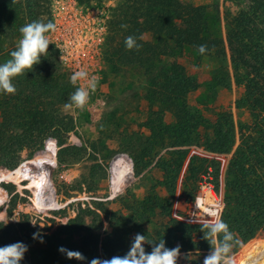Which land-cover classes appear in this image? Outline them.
Listing matches in <instances>:
<instances>
[{
  "label": "trees",
  "instance_id": "1",
  "mask_svg": "<svg viewBox=\"0 0 264 264\" xmlns=\"http://www.w3.org/2000/svg\"><path fill=\"white\" fill-rule=\"evenodd\" d=\"M77 1L87 6L102 0ZM233 1L239 7L234 13H225L223 36L209 26L204 7L189 0H116L108 21L106 51L119 63L142 69L149 80L148 96L154 109L140 125L141 130L129 131L114 145H107L101 138L88 145L68 141L74 120L65 104L77 86L70 82L69 73L60 65L57 51L50 44L40 64L14 78L15 94L0 93V167L14 169L23 151L31 156L41 149L54 150L59 165H70L90 149L98 154L97 161L103 152L108 154L106 165L100 164L104 175L106 169L114 174L124 167L138 176L151 166L159 150L165 149L164 156L157 158L163 174L161 183L174 189L182 167L190 173L189 180L196 182L208 167H213L212 172L218 176L215 156L197 151L188 155L183 147L196 145L209 153H227L237 138L226 167L221 219L229 224L238 241L236 245L255 239L253 244L264 246V0ZM49 4L50 0H0V63L11 58L22 26L38 19L51 21ZM129 35L137 38L139 49L126 48L124 41ZM200 45L208 49L203 55L198 51ZM185 49L194 51L198 58H225L228 53L231 74L221 65L209 84L214 92L212 101L202 100L201 107L192 100L200 84L178 59ZM232 83L234 107L244 114L237 123L230 102H215L219 88L231 89ZM18 174L33 181L40 192L41 175L24 168H18ZM13 188V184L0 182V210L7 204L8 217L18 202ZM118 198L121 204V196ZM107 204L104 200L84 202L54 230L47 223L32 225L26 214H21L16 222L0 220V246L17 241L29 245L21 264H83L61 253V246L91 260L123 256L121 212L111 210ZM104 217L108 230L99 234ZM167 217L170 224L151 236L149 243L164 239L167 247L174 248L187 238L181 251L214 247L203 238L202 226L186 225L170 213ZM37 232L43 243L33 239ZM221 238L222 234L217 236L218 243ZM144 247L151 250L150 244Z\"/></svg>",
  "mask_w": 264,
  "mask_h": 264
},
{
  "label": "rangeland",
  "instance_id": "2",
  "mask_svg": "<svg viewBox=\"0 0 264 264\" xmlns=\"http://www.w3.org/2000/svg\"><path fill=\"white\" fill-rule=\"evenodd\" d=\"M189 1L204 7L209 26L223 36L225 13H234L239 7L233 0ZM104 2L109 3L112 11L116 0H102L98 3ZM117 40H119L118 37ZM106 52V62L98 94L91 95L88 104L83 109H78L75 106L67 108L74 120V128L68 138L72 144L88 145L90 141L100 138L107 145L120 143L122 137L128 135L129 131L141 130L140 125L146 120L147 114L154 109L148 96L149 80L143 74L142 69L136 65L119 63L110 51ZM228 58V53L225 58L215 55H204L198 58L190 49H185L179 56L180 63L197 78L200 84L196 94L192 97L197 107H201L202 100L203 102L205 100L212 101L214 92L212 93L209 89V84L211 77L221 65H225L231 74ZM232 86L233 88L228 90L219 88L215 102L216 105L230 102L234 120L237 123L244 114H239L234 107L236 95L233 83ZM202 112L205 113L206 110H202ZM142 130L144 131V128ZM237 142L236 138L233 148L227 153H209L196 145L183 147L187 148L188 155L190 151H197L215 156L216 163H218V176L215 177L212 172L213 167H208L207 172L203 171L196 182L192 179L189 180L190 173L186 167H182L174 189L167 188L161 183L163 174L157 158L160 155L164 156L165 149L159 150L158 154L153 157L151 166L138 176H133L131 171H125L124 167L118 169L114 174L110 171L111 169H106L107 172L104 175L100 164L104 167L109 161V156L105 152L98 156L100 160L97 161L95 155L98 154L88 149L78 162L59 165L54 150H37L31 156L23 151L17 167L14 169L0 167V174H2L0 182L13 184V193L18 194V202L12 215L10 217L6 215V204L0 210V220L16 222L21 214H26L32 225L38 223L40 226H44L47 223L52 226L51 230H54L59 224L65 223L68 218L72 217L76 208L83 205L84 202L108 201L107 206L111 210L121 212L123 253L126 254L135 234H144L148 242V239L156 232L163 231L170 224V222L167 223V213H170L172 217L180 218L191 227H199L209 222L214 223L217 218H221L225 196L226 167ZM103 156L107 158L103 159ZM18 168L27 169V171L43 177L40 192H37L33 186L34 182L29 178L19 177ZM208 175L212 178L220 203L211 215L197 216L193 211V202L197 197L198 182ZM36 194H39V198L36 197ZM120 196L121 204L118 198ZM101 215L103 216V214ZM104 222L99 234L106 233L108 230L107 218ZM106 227L107 230H105ZM214 239L217 241V237ZM254 240L251 239L240 245L234 244L230 253L233 264H239L241 260H243V264H264V246H256L255 243L253 244ZM185 241L187 238L183 242H178L177 245L181 246ZM250 247L252 249H249ZM210 250L181 251L183 254H188L189 261L181 258L178 264H203V259ZM90 261L89 258L82 263L88 264Z\"/></svg>",
  "mask_w": 264,
  "mask_h": 264
},
{
  "label": "clouds",
  "instance_id": "3",
  "mask_svg": "<svg viewBox=\"0 0 264 264\" xmlns=\"http://www.w3.org/2000/svg\"><path fill=\"white\" fill-rule=\"evenodd\" d=\"M121 27L127 28V25H121ZM55 28L56 25L53 22H44L43 19H38L25 24L19 29L21 36L18 45L10 53L11 58L4 63H0V93L15 94L17 92L16 85L13 82L14 78L25 74L26 69L33 70L35 65L41 63V57H45L49 45L52 44L47 34L55 31ZM124 43L129 50L140 48L137 38L132 35L127 36ZM207 50L206 45L198 47L201 55L205 54ZM78 81H84L85 83L70 94L65 108L75 106L78 109H83L88 104L91 94L97 89V77L95 75L89 76L86 70L80 69L71 74L70 82L77 85ZM105 230H107V227ZM201 231L203 232V238L211 245H217L214 238L222 234L218 245L211 246L208 255L204 257L203 264H233L230 253L234 244L238 241L230 230L229 224L223 219L217 218L214 223H204ZM33 239H38L40 243L44 242L43 237L38 232L33 234ZM145 243L151 245L150 251H146ZM28 251L29 245L23 241L0 246V264H21ZM59 251L66 254L70 259L74 258L81 262L87 261V257L79 251L69 250L63 246L59 248ZM181 258L189 261L188 254L181 253L180 245L169 248L166 246L164 239L149 243L144 234L137 233L125 255L114 256L111 259L97 257L93 258L88 264H178Z\"/></svg>",
  "mask_w": 264,
  "mask_h": 264
},
{
  "label": "built area",
  "instance_id": "4",
  "mask_svg": "<svg viewBox=\"0 0 264 264\" xmlns=\"http://www.w3.org/2000/svg\"><path fill=\"white\" fill-rule=\"evenodd\" d=\"M51 22L55 31L49 32L50 42L57 51L60 65L69 76L83 69L89 76L95 75L97 89L91 95L98 94L103 67L106 62V37L111 7L108 2L80 4L77 0H50ZM84 81H78L77 87ZM197 197L193 202V211L197 216L211 215L220 203L219 195L210 175L199 182Z\"/></svg>",
  "mask_w": 264,
  "mask_h": 264
}]
</instances>
